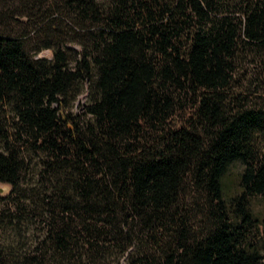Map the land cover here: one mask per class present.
Wrapping results in <instances>:
<instances>
[{
    "label": "trees",
    "instance_id": "16d2710c",
    "mask_svg": "<svg viewBox=\"0 0 264 264\" xmlns=\"http://www.w3.org/2000/svg\"><path fill=\"white\" fill-rule=\"evenodd\" d=\"M263 99L264 0H0V264H264Z\"/></svg>",
    "mask_w": 264,
    "mask_h": 264
},
{
    "label": "rangeland",
    "instance_id": "374dc122",
    "mask_svg": "<svg viewBox=\"0 0 264 264\" xmlns=\"http://www.w3.org/2000/svg\"><path fill=\"white\" fill-rule=\"evenodd\" d=\"M35 41H36L35 36H33V34L30 33L29 38H28V43L30 44V46H33L36 43ZM33 52H34L33 50L30 51L31 54H33ZM37 54L41 56V55H46V54L49 55L50 53L47 50H43V51L37 52ZM248 78L250 79V76ZM249 79H246V80H249ZM84 100H85V97H82V99H80V101L77 102V108H78V105ZM188 112H189L188 109L178 110L171 124L179 125L183 123ZM241 169H242V165L238 162H235L228 167L225 175L222 178L223 190L226 195H232L238 191V188H239L238 183H239ZM4 186L5 185L3 183H0V187H4ZM198 200H199V203H202V200L199 197H198ZM252 205H253L254 211L256 212V215L260 219H264V197H254Z\"/></svg>",
    "mask_w": 264,
    "mask_h": 264
},
{
    "label": "water",
    "instance_id": "95a60500",
    "mask_svg": "<svg viewBox=\"0 0 264 264\" xmlns=\"http://www.w3.org/2000/svg\"><path fill=\"white\" fill-rule=\"evenodd\" d=\"M4 185H5L4 187H0V195L8 193L11 188L9 184H4Z\"/></svg>",
    "mask_w": 264,
    "mask_h": 264
}]
</instances>
